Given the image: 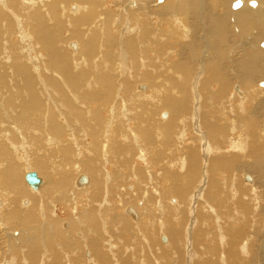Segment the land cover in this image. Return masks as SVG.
Here are the masks:
<instances>
[{
  "label": "bare ground",
  "instance_id": "bare-ground-1",
  "mask_svg": "<svg viewBox=\"0 0 264 264\" xmlns=\"http://www.w3.org/2000/svg\"><path fill=\"white\" fill-rule=\"evenodd\" d=\"M42 1L43 0H20L23 14L13 16L19 37L30 41L31 44L36 47L38 52L40 51V47L38 46L40 42L50 45L46 43L43 31L38 27L41 25V18L39 16H33L29 19V23L26 26L24 16L28 15L34 9L40 8L42 12H44L48 24L51 25L53 22L50 20L45 5L57 0ZM138 1L139 2H137V0H129L128 9H130V6L131 8L133 7L131 11H134L135 14L133 13L130 17L135 15L136 20L140 23V29H137V31L141 38L137 44L130 38L131 48L127 49L128 53L124 50V52L120 53L118 58L115 59L114 57L113 59L105 61V56H108L109 54L102 51L103 41L105 40L104 31L113 30L112 34L117 35L118 39H126L128 37H126V33L129 35V30H126L124 33L122 31H114L115 28L120 26V22L117 21L114 25L113 22H116V20L112 23L109 21L104 22L103 15H96L93 24L89 27H84L86 29L83 35L90 37L92 36L93 31H98L100 36L97 49H94V44H91L89 48L86 47L85 53H91L94 55L91 60L83 57L82 46L77 40H75L73 44L71 43L72 40H68L66 42L67 44L65 43V45L61 46L64 51H67V46H70V48H73L71 50L76 51L75 53L77 55H82L77 61H80L86 67L92 65L89 72H84V79L76 81L70 71L72 70V67L77 68L78 65L75 62L73 65L63 64L61 56L58 54L55 55L54 59L61 66L62 71H64V78L68 77V82H65L64 80L62 86H58L57 82H54L52 85H55V89L48 87L41 79V75H39L36 69L32 68L35 74V79L37 81L40 80L39 84L42 87V91L45 94L50 92L56 93L61 101L59 104L56 102L53 103L52 109L49 110V108V111L47 112L45 110V113L43 114L40 111L42 104L37 95L33 92L32 84H34V81L29 71L27 69L24 70V66L21 64L18 54L14 53L9 56L10 53L8 51L6 55V50L4 46H2L0 55H2L1 60L4 64H0V84H3L8 78H11L15 81L14 86L16 89L14 91V96L9 95L8 93L6 98L1 96L6 101L0 106V192L2 193V199L0 197V211L5 213L4 217H2L3 221L5 224H7V222L12 224L13 222L16 223L23 221L24 223H27L28 233L33 235V226L37 225L45 218L46 224L43 229L53 232V237H57L55 243L58 248H61V251H71L75 254V257L79 256L80 258L83 255V258L75 259V262L78 264H86V262H89L90 264H119L118 255L120 253L116 251V246L112 243H108L109 240L100 241L99 238L97 239L93 235L98 231L105 232L106 229V223L102 222L100 218V203L98 206L96 205L98 201L101 202L100 193L102 189V180L100 173L103 177L104 184L107 186L111 181V174L109 175L110 171L112 173L115 165L124 162V165L128 169V173L127 175H124V178L121 180H126L128 176L138 180L136 181L134 188H130L133 191H127L125 188L126 192L131 193L124 194L125 202L123 201L122 206H124V214H128L127 216L134 221L138 220V223L132 230L133 232L135 231L133 233L135 234L134 237L132 234H127L130 233L127 221L125 224H121L120 231L124 232V236L128 235L130 240L132 238L133 244H135L134 246L136 250H139L138 252L140 255L143 253L141 250L144 247L142 248V244L139 243V240L142 239L146 241L148 246L152 247L154 245L153 239L155 238V241L160 240L162 243H167H165L166 245L164 246H160L157 242L160 249L159 253H161V258H163L160 259L161 263L162 261L163 263L167 260L169 261L170 257L168 254H172L174 259L171 258L172 260L170 264H183L185 258L183 255L184 235L187 232L193 233V231H195V236L193 237L195 238V241H198L196 240L197 236L199 238H202L203 236L204 238V234L208 230L207 232L211 231L210 236L205 237V240L201 239L203 243H200L201 240L199 241L201 245L203 244L198 247V249H200L199 253L198 249H196L197 247L194 248L197 250V254H192L194 255V258H196L195 261L191 262L192 264H264V254L259 250L261 247L258 249V243L261 236H259V238H256L258 236H251L250 230V236L246 237L248 240L245 242H241V239L243 238L241 236H244L247 229L245 232L240 231L241 233L235 231V235H240L239 238L241 237V241L239 240L238 242V240L229 239L228 236H230L231 233L225 232L224 229L222 232H220V229L217 230L219 233H222L219 234L222 237L219 236L217 238L218 234L215 232L213 233L212 229L208 228L210 225L209 223L208 226L206 225L207 227L203 225L205 229L207 228L205 230L202 229L203 227L201 226L204 223H201L200 225V222L198 223L196 219L191 221L187 232L184 229L187 226L186 222H188L187 218H189V215L193 214L192 216L197 217L200 221L202 216H205V213L210 212H208V202L210 203V201H212L210 199L212 198L214 201L216 198H213V196L215 195L218 197V195L222 193L220 191L221 193L218 194V190H220V180H218V189H215L213 193H210L209 191L214 189L211 180L215 174L227 178L224 179V185L228 189V192L226 191L228 193L227 195L219 196L222 201L220 200V202H216L220 208L222 206L219 216H217L219 220L216 217L219 221L218 223L222 221L230 223L234 219L235 223L245 224V226L248 227L250 226V221H246L243 218L249 217V215L244 216L243 211H240L239 213H232L231 211L225 212L226 207L233 205V202L237 199L236 196L239 194L246 196L244 200H242L243 204H241L245 210L251 208L252 199L256 200L254 201L256 203L258 199L262 198L261 202H264V119H262L264 117V107L260 108V110L253 106L249 107V114L246 110V105L249 101L248 93L258 91L260 92L259 97L264 96V90L261 89V87L264 88V86L259 85V83L264 82V67H254L250 60L254 50L255 52H259V48L264 49V0H175L174 9H171L167 5L168 0H161V2H157V0ZM220 1L223 3L221 4ZM236 1L242 3L240 7H232V4ZM67 7L68 8L61 5V12L65 14L67 9L68 11L75 12L73 14H67L71 18L87 14L88 10L87 7L77 3L70 4ZM0 9L9 12L10 7L8 0H0ZM196 9L197 22L195 20ZM124 14L127 15L126 10H124ZM117 17L120 18L122 16ZM4 18L5 15L0 13V24H6L3 22ZM17 18L20 22H18ZM18 23L21 26V30L19 29ZM163 25L170 26L168 29V36L166 37L161 35V28ZM198 25L200 27H198ZM185 26H188V29ZM66 27L69 29L71 28V25L67 23ZM254 28L255 31L253 30ZM200 29L202 30L204 38L210 41V47L204 42L202 34H199ZM258 33L261 35L257 36ZM66 35L68 37L69 33H66ZM106 36L108 40L111 41L112 38L110 34L106 33ZM139 36L136 35V38L138 39ZM173 39L186 42L185 47L189 49L190 54L182 56L178 58L175 63L168 65L166 62L168 58L173 55V52H170L168 47ZM245 44H247L248 47H243ZM33 46L28 47L31 50L33 49ZM196 48H199L200 50L199 63L196 68L197 73H195L191 79L192 74L189 69L194 62L191 52ZM46 49L49 50L48 47H46ZM238 49L239 51L235 53ZM241 53V58L243 60L239 58ZM261 54L264 59V50L261 51ZM19 55H22L21 52ZM96 55L101 56L96 58ZM221 55H223L222 58H220ZM209 57L213 58L212 60L217 59V62L212 65L207 64ZM25 59L28 62V58L25 57ZM112 61H114L113 65L118 66L130 64L133 67V63L139 64L141 68L144 69V78L146 80H154L158 84L162 83L161 86L163 89L158 88V90L152 92L148 86L142 85L143 83H137L135 84V87L138 86L140 89H138L139 91H146L136 92V94H132V96L125 95L127 89V83L125 81L123 84L120 81H116L115 78L108 74L103 75V73L110 72ZM7 64H10L7 69L13 70L15 74H5L4 69ZM169 66L172 67L171 71L168 69ZM234 66L237 71L234 70ZM228 69L231 70L230 72H233L236 78L240 79L241 84L238 83V95L234 94V96L237 99V102H239L237 113L242 120H238L231 124L226 123L221 127H216L215 124L208 123L207 120L200 118L199 116L202 98L198 89L204 88L209 82L218 86L222 81H224L225 88H227L228 81H232L231 78L228 79ZM175 70H179L181 75H173ZM43 72H45V69ZM164 72H166V76L163 77L162 74ZM120 73L121 72H118L115 75ZM128 74L129 73H125V75ZM172 76L173 79H178V81L175 80V82L179 84L173 92L171 91ZM96 85H98L99 93H103L102 96L98 95L96 90H92V87H96ZM235 85H237V83ZM235 85H233L232 91ZM243 85L251 86V88H253L247 91ZM45 87L49 90L45 89ZM121 88L122 91H124L123 97L126 100L128 99L131 102L134 100H148L150 104L159 103L162 109H167L160 111L157 116L158 120L163 125H161V127H150L147 125V116L150 115L143 111V107H139L138 112L134 111L135 114L129 113L130 115H124V111L127 114L129 110L126 109L125 102L118 98L119 89ZM165 88H167V91H165ZM148 91L149 93H147ZM191 91L193 94H191L192 99H190V101L193 102V109L189 114L188 104H190V101L188 97L189 92ZM224 93L225 89L220 87L219 90H214L208 96V101L212 107H215L217 102L223 100ZM112 94L113 100L107 102ZM171 94L175 95V97L171 96ZM177 94H179V96H176ZM16 101H18L17 104L15 103ZM118 101H121L122 107H119V105L116 107L113 104L118 103ZM112 106H114V110H111V108H113ZM6 112L10 113V119L8 118V120L3 116V113ZM186 112L188 114H186ZM222 112V109L219 107H216L214 110V113L217 115L222 114ZM53 114L56 115L53 116ZM80 115L91 123L90 130L96 135H94L96 144L100 141V148H102V151L105 152L108 149L110 155H114V158H106L101 152H99L100 164H98V168L100 173L95 167H88L87 160L81 161L82 169L80 165L74 163L72 170L75 172V177L71 182V186H74V190L80 192L88 189L91 179L92 185L89 192L85 194V196L89 195L87 200L81 198L80 193H76L73 197L74 207L78 201H81L82 203L80 204V202H78L81 205L79 206L81 208H79L80 210L75 207L78 211H81V214H78L77 217L75 216V220L79 223V227L85 228V233L86 230H88L90 235L84 238L82 234L78 233L76 237L79 239L81 246H76V250H71L68 246L70 240H65L62 233L55 230L63 220L68 221V218L58 219L57 221L52 222L50 219L43 216L41 212L42 206L37 204L38 199L36 196L31 197V202L25 199L28 195L27 190L30 189L32 192H39L42 186L44 187L38 195L41 197L43 196L46 201H49L53 195L57 199L60 198L70 189L69 183L71 181V174L69 173V181L65 180L59 183H53L48 179L46 181L47 184L45 185L42 180L43 178H41L45 171L43 166L34 167L33 169L30 165V160H28L30 162L26 165H21L20 162L22 160L21 156L24 155L22 151H27L24 148L27 147L28 151H30V149L32 150L29 145L42 142V145L46 146L48 149L64 145L61 138L52 137L51 133H44L43 131L41 133L34 132L35 128L46 127V131L59 133L61 131L60 125H63L64 131L68 133L66 135L67 142L72 148L75 146L74 143L78 144L87 141V132L81 127V124L75 120V117L79 118ZM45 117L50 118L47 120ZM128 119V123H131L130 126L132 127V133L130 132L131 134H126L125 132L124 134V121H127ZM8 130H10V132H8ZM226 130L227 134H230L231 136L229 137L227 135L228 140L224 138ZM191 131L194 133L193 137L187 138V134ZM234 132H236L235 135H233ZM174 134L176 137L171 140V137ZM152 136H155L157 143L152 140ZM114 137L119 138V142H121L119 145L123 146V148L112 149L113 145L116 144L115 140H113ZM129 142L134 145L141 142L142 148L137 150V156L134 155V150L124 148V145ZM86 145L89 147V144ZM40 147L41 146H38V148ZM76 147L78 148V146ZM228 148L231 153L225 154V150ZM76 157L77 156H73L71 161H78V159L76 160ZM102 157L105 161H103L104 159ZM135 157H140L141 160L145 159L146 161H144V163L147 162V159L149 158V163L145 165L147 171L161 163L159 166L160 172L151 173L150 171L143 173L140 167H132L134 166L133 163H136L134 161ZM60 158H62L63 162H68V160H70L66 157ZM119 159L122 160V162L119 161ZM141 160L139 159V161ZM102 161L104 162L103 164H101ZM63 162L52 161L50 172L53 175H56L57 172L68 171L69 166L65 165ZM115 162L118 163L115 164ZM141 162L140 165H142ZM54 163H59V166H55ZM105 163L110 169H102ZM35 164L36 162H34V165ZM100 165L103 167H100ZM21 167L22 171H20ZM30 168L31 170H29ZM171 170H176L177 172H171ZM27 172H34L40 180L39 185L34 190L23 182V176ZM82 172L88 174L91 179L89 176L82 174ZM225 172L226 174H224ZM253 174L259 178V184H257L256 178L252 177ZM80 176L85 179L83 183H78ZM245 176L247 180L244 178ZM204 178H206V181ZM240 180L250 184L249 186H246V188L249 189L248 194L236 189V182ZM133 181L135 182V179ZM148 181H150L149 184ZM256 185L261 188H257ZM254 186L256 188H254ZM150 189L152 191H150ZM232 189L235 190L232 191ZM257 189L261 190L262 193L257 195ZM113 197L116 199L118 195L115 194ZM154 197H156L157 200ZM57 199H55L54 203L60 204L61 201ZM167 200L168 202L166 203ZM17 201L23 209L29 208L24 206H30L31 211H26L23 214L20 213L18 211ZM110 201L111 197L107 195L103 201L104 207L109 206L108 203ZM52 204L53 203H51L50 206ZM261 204L262 203L259 205ZM236 205L239 206L238 204ZM254 205L255 204L252 206L253 208ZM142 209L144 210L143 212L147 214L148 218L146 220L142 219L140 222L141 215L139 210ZM231 209L232 208L230 207V210ZM153 210L157 211L156 218L154 217ZM262 210L264 209L261 208V212ZM211 211H213V209ZM212 214L214 215V212ZM71 215L74 216V213L71 212ZM216 215H218V212ZM261 215L264 216V214ZM207 216H210L213 220L212 222H214L215 219L210 213L207 214ZM207 216L204 218H207ZM263 216L261 218H263ZM104 219H106V213H103V220ZM156 219L158 224L155 221ZM252 220L254 222V219ZM215 222L217 221L215 220ZM261 225L262 224L259 225V228ZM256 229L258 230V227ZM73 231L74 229L72 228L71 232ZM163 236L167 238H164ZM16 237L19 238L18 232L16 235L13 233L10 234V238L15 239ZM161 237L163 238L162 240ZM193 237L191 238L194 239ZM223 238H228L229 240H223ZM234 238H236V236ZM123 239L125 243L124 247L119 243L118 246L127 250L126 246H129L130 243L126 242H129V240L128 238ZM214 240L217 241L215 244L216 246H213ZM217 243H223L225 246L222 247L221 245V247L218 248ZM146 245H144L145 248ZM148 246L147 248H149ZM109 247L112 250L115 249V251L109 253ZM130 249L131 248H128L127 251H129L131 255L133 252H136L134 250L130 251ZM43 251L42 256H38V250L36 248L32 249L28 254L30 264H38L39 261L43 260V257L46 258L48 255L53 259V264L66 263L63 261L64 258H61L63 256H60L54 249L50 235L48 234L43 240ZM1 252L2 251H0V253ZM145 252H147V249ZM125 253L128 254L126 251ZM125 253L124 261L121 264H132L131 261L133 259L128 257L129 254L127 255ZM85 254H88V256ZM114 254L115 257L113 256ZM87 257L88 259H86ZM58 260H60L59 263ZM192 260L190 259V261ZM12 261L13 259L11 258L4 264H11ZM185 261L187 262V260ZM39 264H45V262L43 261Z\"/></svg>",
  "mask_w": 264,
  "mask_h": 264
},
{
  "label": "rangeland",
  "instance_id": "rangeland-1",
  "mask_svg": "<svg viewBox=\"0 0 264 264\" xmlns=\"http://www.w3.org/2000/svg\"><path fill=\"white\" fill-rule=\"evenodd\" d=\"M46 1L47 0H43L42 2H46ZM174 1L175 0H168L167 5L171 9L175 8ZM8 2H9V7H10L9 12L8 11H3L2 9H0V13H3L5 15V18H4L3 22L6 23L5 25L0 24V50H1L2 46H4V48L6 50V55H7L8 51L10 53L9 56H11V54H14V53L18 54V56L20 58V61H21V64L24 66V70L27 69L29 71V73H30V75H31V77H32V79L34 81V84H32L33 85V92L37 95V97L39 98V100H40V102L42 104L41 107H40V111H41L42 114L45 113V110H46V112L51 110L52 107H53V103L56 102L57 104H59V103H61V101L59 100V97H58V95L56 93L50 92V93H46L45 94L42 91V87L39 84L40 80L37 81L35 79V74H34L32 68L36 69V71L39 73V75H41V79L45 82V84H47L48 87H51L52 89H55V85L54 86L52 85L54 82H57L58 86H62V82L64 80H65V82H68V77L64 78V74H63L64 71H62L61 66L54 59L55 55L58 54V55L61 56L63 64L73 65V63L75 62L78 65L77 68L72 67V70L70 71L71 75L76 79V81H78L80 79H84L85 78L84 72H89L91 67H92V65L86 67L84 64H82L80 61H77V60L80 57H82V55H83V57H85L88 60H91L94 57V55L91 54V53H85L86 52V47L89 48V46L91 44H94L95 45L94 49H97L98 43H99V38H100L99 33H98V31H93L92 36H90V37H86V36H83V35H84V31L86 29L84 27L91 26L93 24V22L95 21V19H96L95 18L96 15H98V16L99 15H103L104 16V22L105 21H109L110 23H112L114 20H116V22H113L114 25H115V23H117V21L120 22L121 23L120 26L118 28H115L114 31H117V32H121L122 31L124 33L126 30H129V35H127V33H126V37L127 36L128 37L126 39L122 38L123 40L120 39V38L118 39L117 35L112 34L113 30L112 31H104L105 40L103 41V49H102V51H104V52L109 54L108 56H105V61L113 59L114 57H115V59L118 58L120 56V53L124 52V50H126L127 53H128L127 49L131 48V46H130V44H131L130 43V38L136 44L141 38L139 36V34H138V31H137V29L138 30L140 29V23L136 20L135 15L133 17H130L133 13L135 14V12L131 11V9H133V7L131 8V6H130V9H128L129 0H102V1H99V0H57V1L51 2L50 4H46L45 5V7L47 8L48 14L50 16V20L53 22L51 25L48 24V20L45 18V14H44V12H42V10L40 8H36L32 12H30L28 15L24 16V19L26 20V26L29 23V19L32 18L33 16H39L41 18V25H39L38 27H39V29H41L43 31L46 43L50 44V45H46V44H43V43L40 42V44H38V46L40 47V51L38 52L36 47H34L31 44L30 41L24 40L21 37H19V35H18L16 22H14V17L13 16L14 15H19V14L22 15L23 14L22 5H21L20 0L19 1L18 0H8ZM137 2H139V1L137 0ZM220 2H221V4L223 3L222 1H220ZM73 3H77V4H80V5L84 6V7H87L88 8L87 14H82L79 17L71 18L67 14H70V13L73 14L75 12H71L70 10L68 11V9L66 10L65 14H63L61 12V5H63L64 7L68 8L67 6L70 5V4H73ZM239 4L240 5L236 6V7H240L242 3L239 2ZM153 8H154V6H153ZM124 10H126L127 15L124 14ZM89 11H91V12H89ZM117 16H122V17L119 18ZM195 20L197 22V9H196V13H195ZM18 22H20L19 19H18ZM67 23H69L71 25V28L68 29L66 27ZM33 24H35V23H33ZM169 27L170 26H167V25H163L162 26L161 35L163 37L168 36ZM185 27L188 29V26H185ZM198 27H200V26L198 25ZM82 28H84V29H82ZM19 29L21 30L20 24H19ZM253 30L255 31V28ZM66 33H69L68 37H67ZM106 33L110 34V36L112 38L111 41L108 40V38L106 36ZM199 34H202V36H203V33H202L201 29L199 31ZM136 35L139 36L138 39L136 38ZM258 35H261V34L258 33L257 36ZM188 39H189V37H188ZM203 39H204V42L206 43V45L208 47H210V44H209L210 41L208 39H205L204 36H203ZM68 40H72L71 41L72 44H73V42L75 40L80 42V44L82 46V55H80V54L77 55L75 53L76 51H72L71 49H73V48H70V46L69 47L67 46V51H69V52L64 51V49L61 48V46L65 45V43ZM185 43L186 42H182L180 40H175V39H173L170 42V45H169L168 49L170 50V52H173V55L168 58V60L166 62L168 65L175 63L178 58L190 54L189 49L187 47H185ZM28 46H33V49L30 50ZM46 47H48L49 50H47ZM243 47H248V45L245 44V45H243ZM262 50H264V49H260L259 48V52H255V50H254V52H252L250 60H251V63H252V65L254 67H258V66H260L261 68L264 67V59H263V55L261 54ZM238 51H239V49L236 50L235 53H237ZM20 52H21L22 55H19ZM199 53H200L199 48H196V49L193 50V52H191V56L194 58V62L191 64L190 69H189L190 73L192 74L191 79L193 78L195 73H197L196 68H197V65L199 63ZM241 55H242V53L240 54V57H239L240 59H242ZM100 56L101 55H96L95 57L99 58ZM222 56L223 55H221L220 58H222ZM25 57L28 58V62L26 61ZM74 57H76V58H74ZM1 58H2V55H0V64H4L2 62V60H1ZM30 58H32V59H30ZM73 58L76 61H74ZM212 59L213 58L209 57V61L207 62V64H211L212 65L213 63L217 62V59H215V60H212ZM116 62H118V61H116ZM113 64H114V61L111 62L110 72L103 73V75L104 74H108L111 77L115 78L116 81H120L123 84H124V81H125L127 83V89H126L125 95H131L132 96V94L134 95V94H136V92H145L146 91V90L139 91L140 89L138 88V86L135 87V84H137V83L138 84L143 83L142 85L148 86V88H150V91H152V92L158 90V88L163 89V87L161 86L162 83L158 84L154 80H151V79L150 80H146L144 78V69H142L139 64L133 63V67L130 64L125 65V66H124V64H123V66H118V65H113ZM9 65L10 64H7V66L4 69L5 74L6 73L15 74V72L13 70L7 69L9 67ZM233 68H234L235 71H237L235 66ZM44 69H45V72H43ZM168 69L171 71L172 67L169 66ZM111 70H112V72H111ZM230 71L231 70H229V69L227 70V75H228V79L231 78L232 81L231 82L228 81L227 88H225L224 81H222V82H220L218 84V86H216L213 83L209 82V83H207L205 85L204 88L198 89V92H199V94H200V96L202 98L201 110H200L199 116H200V118H203V119L207 120L208 123L215 124L216 127H221V126H223L226 123L227 124H231V123H234V122H236L238 120H242L240 118V116L238 115V113H237L238 112V107L237 106L239 105V102H237V99L234 96V94L238 95L237 90H238V83H240V79L236 78L234 76L233 72H230ZM118 72H121L120 74L122 76L120 74L115 75ZM125 73H129V74L125 75ZM176 74L181 75V72L179 70H175L173 72V75H176ZM162 75H163V77L166 76V72H164ZM228 79H226V80H228ZM159 80H161V79H159ZM175 80L178 81L177 78L173 79V76H172V78H171V84H172L171 85V91L172 92L179 85L178 83L175 82ZM142 81H145V82H142ZM260 82H263V81H260ZM236 83H237V85H235ZM14 84H15V81L12 80L11 78H8L3 84H0V106L3 105V103L6 101L2 97L6 98L7 97V93L9 95H13V96L15 95L14 91L16 89H15ZM233 85H235V86H234V89L232 91ZM243 86H244V88L247 91L253 88V87L251 88V86H246V85H243ZM220 87H223L225 89V93L223 95V100L221 102H217V105L215 107H212L211 104L208 101V96L214 90H216V89L219 90ZM45 89H48V88L45 87ZM259 89H260V87H259ZM261 89L264 90V88H262V87H261ZM92 90H96L97 94L100 95V96L103 95V93H99L98 85H96V87H92ZM86 91H90V90H86ZM165 91H167V88H165ZM147 93H149V91ZM191 94H193L192 91L189 92V97H188L189 101H190V99H192V95ZM123 95H124V91H122V88H121V89H119V97L118 98H120L121 101L125 102V107H126V109L129 110V112L127 114L124 111V115H128L129 113L133 114L134 111L138 112L139 107H143V111H145L147 114L150 115V116H147V125H149L150 127L151 126L161 127V125H163L162 123H160V121L158 120L157 116H158L160 111L167 110V109H162L161 106L159 105V103L150 104V102L148 100L147 101H145V100L144 101H135L134 100V101L131 102L128 99L126 100L123 97ZM171 96L175 97V95H173V94H171ZM176 96H179V94H177ZM259 96H260V92H258V91H254V92L248 93V100L249 101H248V103L246 105L247 113H248V108L249 107L253 106V107L258 108L259 110H260V108L264 107V96H261V97H259ZM112 97H113V94L110 95V97H109L107 102L112 101L113 100ZM134 97H136V96H134ZM121 101H118V103H113V104L116 107L118 105H119V107H122ZM15 103L17 104L18 101H16ZM192 104H193L192 101H190V104H188V106H189V109H188L189 114L191 113V111L193 109V105ZM112 107L113 108H111V110L112 109L114 110L115 109L114 106H112ZM216 107H219V108L222 109V111H223L222 114L217 115V114L214 113V110H215ZM9 114H10L9 112L3 113V116L5 117L6 120H8V118L10 119ZM186 114H188V113L186 112ZM55 115L56 114H53V116H55ZM100 116H102V115H100ZM263 116H264V114H263ZM125 117H129V116H125ZM45 118H47V120H48V118H50V117H45ZM262 119H264V117ZM75 120H77L81 124V127L87 132V139H88L87 141H84L83 143H78V144L74 143L75 146L73 145L74 146L73 147L74 149H73L72 146L67 142V136L66 135L68 133L64 131L63 125H60L61 126V131L59 133H52V131H46V127L38 128V129L35 128L34 132L41 133L43 131L44 133H51L52 137L61 138L63 140V142H64V145L58 146L57 148L48 149L46 146L42 145L43 144L42 142L34 144V145H29L28 144L32 148V150L30 149V151H28L27 147H25L24 149H26L27 151L26 152H25V150H24V152L22 151V153H24L25 156L24 155L21 156L22 160L20 162L21 165H24V164L26 165L28 162L31 161L30 165H31V167L33 169H34V167L43 166V168H45V171H44V175L41 176V178H43L42 180H43V183L45 185L47 184L46 181L48 179H49L50 182H53V183H59L61 181H65V180L69 181V173L71 174V181L69 183L70 189L68 190V192L65 195H62L58 199L56 197H54V195H53L52 198L49 201H46L43 198V196L41 197L40 195H38L42 191L44 186H42V188H41V190L39 192H32L30 189L27 190V188L25 187L26 190L28 191V195L26 196L25 199H27V200H29L31 202V197L36 196V198L38 199L37 204L42 206L41 212H42L44 217L50 219L52 222L53 221H57L58 219L68 218V221H66V220L64 221L63 220V222L60 223L55 230H58L60 233H62V235H63L65 240H70L68 242V246L70 247L71 250H76V246H81L80 243H79V239L76 237V235L78 233L82 234L84 238H86V236L90 235L88 230H86V233H85V228L79 227V223H77V221L75 220V216L77 217L78 214H81V211H78V209L80 208L79 206H81L80 204H82V203H81V201H78V202H80V204L77 202L76 206H75L78 209L75 208L74 205H73V197L76 195V193H80L81 194L80 197L83 198V199L85 198L87 200L89 198V195L85 196V194L89 192V189H90V187L92 185L91 177L88 174L82 172V174H85V175L90 177V179H91L90 186H89L88 189H85V190L80 191V192H76L74 190V186L73 187L71 186L72 179L75 177V172L72 170V168L74 166V163H77L78 165H80V167L82 169L81 161H86L87 160L88 161L87 166L91 167V168L95 167L96 170L100 173V170L98 168V164H100V162H99V158H100L99 152H101L104 155V157H106V158H110V159L114 158V155L111 156L109 151H108V149L105 152L102 151V148H100V141H99L98 144H96V140H95V137H94L95 133H93L90 130V128H91V123L90 122H88L81 115H80L79 118L75 117ZM128 122H129V119L127 121H124V123H125L124 134H125V132H126V134H129L131 132V130H132V127L130 126L131 123H128ZM126 125H128V126H126ZM8 132H10V130H8ZM235 133L236 132H234L233 135H235ZM193 135H194V133L191 131L190 133L187 134V138H192ZM227 135L228 134H227V130H226L225 131V136H224L225 139H227ZM228 136L231 137L230 134ZM175 137H176V135L174 134L171 137V140L173 138H175ZM113 140H115L116 144L113 145L112 149H121V148H123V146L119 145V143H121V142H119V138L118 137H114ZM152 140L155 143H157L156 140H155V136H152ZM86 144H89V147ZM173 144H175V143H173ZM137 145H138V147H137ZM137 145L131 144V142H129V143L124 145V148L125 149L134 150L135 151L134 155L137 156V152H138L137 150L142 148L141 147V142L138 143ZM38 146H41V147L38 148ZM76 146H78V148ZM34 149H36V150H34ZM38 150H39V152H38ZM229 153H231V152H230V149L228 148V149L225 150V154H229ZM73 156H77L76 160L78 159V161H76V162L71 161ZM60 157H66V158L70 159V160H68L69 163L66 162V161L63 162L62 158H60ZM137 158L138 157L134 158V161L136 163L135 164L133 163L134 166H132V167H140L142 169L143 173L144 172H150V171H151V173L160 172L159 166H160L161 163L155 165L153 168H151V170L147 171L145 165L149 163V158L147 159V162H145V163H144V161H146L145 159L141 160L140 157L138 159ZM139 159L142 162L139 161ZM28 160H30V161H28ZM52 161H56V162L62 161L65 165L69 166V170L66 171V172H57L56 175H53L50 172L51 171V166H52ZM103 161H105V159ZM103 161H102L101 164L104 163ZM119 161L122 162V160H120V159H119ZM22 162H24V163H22ZM34 162H36L35 165H34ZM140 162H141L142 165H140ZM117 163L118 162H115V164H117ZM54 165L55 166H59V163H54ZM101 166L102 165H100V167ZM103 166H102L103 170L104 169H106V170L110 169V167L106 163ZM123 166H124V168H123ZM29 170H31V168ZM116 170H117V172H116ZM20 171H22V167L20 168ZM175 171L176 170H171V172H175ZM241 172H243V171H241ZM127 173H128V169L124 165V162L118 163L117 165H115L114 170L112 171V173H111V171L109 173V175L111 174V177H110L111 181L107 184V186L104 184L103 177L101 176V173H100V177H101V180H102V189H101V193H100L101 202L98 201L96 203V205L98 206V204L100 203L99 204V207L101 206L100 207V218H101L102 222L106 223V229H105V232H103V231L96 232L95 231L96 233H94L93 236L96 237L97 239L99 238L100 241L109 240L108 243H112L113 245L116 246V251L120 253L118 255V263L119 264H121L124 261V253H125V251L128 252V254H129L128 257L133 259L131 261L132 264H134V263L135 264H170L171 260L174 259V257H172L173 256L172 254L171 255L168 254L169 257H170V260L169 261L167 260L168 263H167V261H165L164 263L162 261V263H161V260H160V259H163V258H161V255H160L161 253H159L160 252L159 245L160 246H162V245L164 246V245L167 244L166 242H165L166 243L165 244L164 242L162 243L160 240L155 241L156 239L154 238L153 239V244L154 245L151 247V246H148V243L146 241L140 239L139 243L142 244V248L143 247L145 248L144 245L147 244L146 248L145 249L143 248L141 250L143 253L140 255V253L138 252L139 250L137 251L135 246H134L135 244H133L132 238H131V240H132L131 241L129 239L130 237H128V235L124 236V232L120 231V227L122 226L121 224H125L126 221H127L128 224H129V228L128 229L130 230V233H127V234H132V236L134 237L135 234H133V233L135 231L133 232L132 230L134 229V227L138 223V220L134 221L129 216H127L128 214L127 215L124 214V208H123L124 206H122L123 201L125 202L124 194L125 193H131V192H126L125 188H126L127 191L128 190L129 191H133L130 188H132V187L134 188V185H136V181L138 180V179L136 180V178H134L135 179V182H134L133 181L134 180L133 177H129V176L127 177L126 180H121L122 178H124V175H127ZM224 174H226V172ZM252 177L256 178L257 184L260 183L259 178L255 174H253ZM225 178L226 177L219 176V174H215L214 175L213 179L211 180V183H212L214 189L213 190H209V191H210V193H213V191L215 189L217 190L218 189V180H220V190H218V192H219L218 194H220L221 192L222 193L220 195H218L217 193L214 192L215 194L218 195V197L215 196V195L213 196V198L217 199V201H216V199H214L215 203H214L212 198L210 199V200H212V201H210L211 204L208 202L209 201L208 199H207L208 201L205 200L209 204L208 212L210 211L209 212L210 215H212V217L217 222H215V220H214V222H212L213 220L210 218V216H207V214H209V213H205L204 212L205 216H202L200 221H199V219H197V217L192 216L193 215L192 214V215H189V218H187L188 222H186V225L188 227L186 226L187 228L185 227L184 229L187 232V229L189 228V226H190L189 224H191V221L196 219L198 223L200 222V225H201V223H204V224L201 225L203 227L202 229H205V227H207L210 224L208 226V228H211L213 233L215 232V233L218 234L217 238L219 236H221L219 234H222V233H219L217 231L218 229H220V232H222L223 229L225 230V232H230L231 235L228 236V238L232 239V240H238V242L241 239V237H243V238L241 239L242 241L241 240L240 241L241 242H245L246 240H248L246 237H249L250 235L253 236V237L258 236L256 238H259V236H261V238L259 239L260 245L258 243V249L261 247V249H259V250H260V252L262 254H264V248H263L264 247V231H263L264 230V221H263L264 220V216L261 215V214H264V212H263L264 210H262L263 213L261 212V208L264 209V206H263L264 202H261L262 198L258 199V201L256 203L254 202L256 200L252 199L253 200L252 201V206H253V204H255L254 205L255 209L251 206V208H247L245 210L243 208V205H241V204H243L242 200H244V198L246 196L239 194V195L236 196V198H237L236 200L239 203L241 201V203L239 204L235 200V202H233V205H229L228 207H226L225 212L231 211L232 213H234V212L239 213L240 211H243L244 212V216L245 215H249V217H243V218L246 221H250V223H251V224H249L251 226V227L249 226L250 228L248 226H245V224L235 223L234 219L230 223H226L224 221L218 223L219 219H218L217 216H219V212L221 211L222 206L220 208L219 205L216 204V202L217 203L220 202L221 199H220L219 196H225V195L228 194L227 193L228 189L224 185L225 184V180H224ZM204 180L206 181V178H204ZM243 180H244V178H243ZM243 180H240V181L236 182V189L238 191L240 190V191H243L244 193L248 194L249 193V189L246 188V186H249L250 184H247ZM23 182H24V184H26L24 180H23ZM149 182L150 181H148V184H149ZM257 186L258 185H256V187ZM250 187H253V186H250ZM256 187L254 186V188H256ZM136 188H137V186H136ZM257 188L260 189L261 187H257ZM234 190L235 189H232V191H234ZM77 191H78V189H77ZM150 191H152V190L150 189ZM258 192H260V193H258ZM230 193H231V191H230ZM261 193H262L261 190L257 189L256 194L258 195V194H261ZM115 194L118 195V197H116V199H114V197H113V195H115ZM107 195L109 197H111V201L108 203L109 206L104 207L103 201L105 200ZM0 197L2 199V193L1 192H0ZM154 198L156 199V197H154ZM172 198H175V197H172ZM55 199L61 201V203L60 204L54 203ZM168 200L166 201V203L168 202ZM50 202L53 203L54 205L52 204L50 206V204H51ZM142 202H143V200H142ZM235 203L238 204L239 206H237ZM257 203H258V205H257ZM260 203H262V204L259 205ZM224 204H226V203H224ZM17 205H18V211L20 213H22V214L24 212H26V211H29V210L31 211L30 206H24V207H29V208L28 209H23L22 207H20L18 201H17ZM155 205H156V202H155ZM210 206H212V207H210ZM230 207L233 210L232 209L230 210ZM212 209H213V211H211ZM249 209H251V210H249ZM46 210H48V211H46ZM143 211H144L143 209L139 210V213L141 215L140 222L142 221V219L146 220L148 218L147 214H145V212H143ZM71 212L74 213V216L71 215ZM213 212H214V215L212 214ZM217 212H218V215H216ZM103 213H106V219H104V220H103ZM0 214H1L0 215V251H2L0 253V264H4L5 262L9 261L11 258L13 259L11 264H26V263L30 264V261H29V258H28L29 252L32 249L36 248L38 250V256H42V254L44 252L43 251V240H44V238L46 237L47 234L50 235L51 243H52L54 249L58 252V254L60 256H63L61 258L62 259L64 258L63 261L66 262L65 264H78L77 262H75V259L83 258V255L81 256V258L79 256L75 257V254L73 252H71V251H61L60 250L61 248L60 247L58 248V246L55 243V240H56L57 237H53V232H50L48 230L43 229V227L46 224L45 218L42 219V221H40L37 225L33 226L34 230L32 232H34V234L30 235L28 233L27 223H24L22 221V222H16V223L13 222L14 224L13 223L10 224V223L7 222V224H5L4 221H3V218H2V217H4L5 213H2L0 211ZM153 214H154V217L156 218L157 211L153 210ZM252 215H253V217H252ZM260 215H261V217L263 216V218H261ZM206 216H207V218H204ZM216 217H217L218 220L216 219ZM259 217H260V219H259ZM252 219H254V222H253ZM155 221L158 224L157 219ZM205 222H206V224H205ZM256 222H257V224H256ZM254 224L257 225V226H255ZM260 224H262V225L259 228ZM214 225H217V226H214ZM255 227L256 228L258 227V230ZM72 228L74 229L73 232H71ZM246 229H247V231H246ZM252 229H254V230L256 229L255 232L257 234ZM214 230H216V231H214ZM249 230H250V235H249ZM207 231L204 234L205 237L210 236L211 231H209V232H207ZM235 231H239V232L240 231H243V232L246 231V232H245L244 236H241L239 238L240 235H235V233H234ZM17 232L19 234V238L18 237H16L15 239L14 238L13 239L10 238V234L13 233L14 235H16ZM247 232H248V234H247ZM206 234H208V235H206ZM190 236L191 237L195 236V231H193V233H190V232L188 233L187 232L184 235L185 238L183 237V239H184L183 255L186 258V259L184 258L183 264H190L191 262L195 261L196 258H194V255L197 254V250L196 249H198V247H200V245H201L200 243H203L202 240L206 239L205 237L203 238V236H202V238H199L197 236L196 240H198V241H195V238L193 237L194 239H192ZM235 236H236V238H234ZM163 237L167 238L165 236H163ZM123 238H128V240H129V242H126V243H130L129 246H126L127 250H128V248H131L130 251L131 250L136 251L135 253L137 255L134 252H133L134 254L132 253V255H131L129 251L125 250V248L122 249V247H124V244H125ZM228 238H223V240H229ZM29 239H33V240H29ZM199 241H200V243H199ZM157 242H158L159 245L157 244ZM216 242L217 241L214 240L213 246H216L215 245ZM118 243L120 245L122 244L123 246L122 247L118 246ZM217 244H218V248H220L221 245H222V247L225 246V244H223V243H220V244L217 243ZM196 245H199V246H196ZM234 245H236V244H234ZM147 246L149 248H147ZM195 247H197V248L194 249ZM110 249L111 248L109 247V253H112V252L115 251V249L114 250H112V249L110 250ZM146 249H147V252H145ZM199 250L200 249H198V253H199ZM185 252H187V253H185ZM54 254H55V252H54ZM125 254H127V253H125ZM192 254H194V255H192ZM85 255L88 256V254H85ZM188 255H191V256H188ZM113 256L115 257V254ZM189 258L191 260L193 258L194 259L192 261H190ZM86 259H88V257ZM4 260H6V261H4ZM185 260H187V262ZM43 261L45 262V264H49L50 262L53 261V259L50 258V256L48 255V256H46V258L43 257V260L39 261L38 264L42 263ZM48 261H50V262H48ZM59 261L60 260H58V263H59ZM88 263L89 262H86V264H88ZM50 264H53V262L50 263ZM55 264H57V263H55Z\"/></svg>",
  "mask_w": 264,
  "mask_h": 264
},
{
  "label": "water",
  "instance_id": "water-1",
  "mask_svg": "<svg viewBox=\"0 0 264 264\" xmlns=\"http://www.w3.org/2000/svg\"><path fill=\"white\" fill-rule=\"evenodd\" d=\"M158 1H161V0H158ZM259 85L260 86H264V84L263 83H259ZM246 180H247V178H246V176L244 177ZM23 179H24V181H25V183L31 188V189H36L37 188V186L39 185V183H40V180H39V178L36 176V174L34 173V172H27V173H25L24 174V176H23ZM84 178L82 177V176H80L79 177V180H78V183H80V182H84ZM163 238L161 237V240H162Z\"/></svg>",
  "mask_w": 264,
  "mask_h": 264
},
{
  "label": "flooded vegetation",
  "instance_id": "flooded-vegetation-1",
  "mask_svg": "<svg viewBox=\"0 0 264 264\" xmlns=\"http://www.w3.org/2000/svg\"><path fill=\"white\" fill-rule=\"evenodd\" d=\"M157 2H161V1H158V0H157ZM233 4H234V5H232V6H235V7L240 5L238 1L234 2Z\"/></svg>",
  "mask_w": 264,
  "mask_h": 264
}]
</instances>
